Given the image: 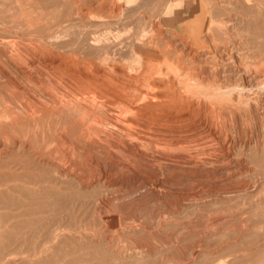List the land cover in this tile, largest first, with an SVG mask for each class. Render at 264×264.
Segmentation results:
<instances>
[{"label":"rangeland","instance_id":"1","mask_svg":"<svg viewBox=\"0 0 264 264\" xmlns=\"http://www.w3.org/2000/svg\"><path fill=\"white\" fill-rule=\"evenodd\" d=\"M21 1L0 0V264H264V0ZM28 54L86 85L25 81Z\"/></svg>","mask_w":264,"mask_h":264},{"label":"bare ground","instance_id":"2","mask_svg":"<svg viewBox=\"0 0 264 264\" xmlns=\"http://www.w3.org/2000/svg\"><path fill=\"white\" fill-rule=\"evenodd\" d=\"M21 1V0H20ZM84 1V0H83ZM82 1V2H83ZM88 1V0H87ZM87 1H85L86 3H87ZM228 1H230V0H228ZM22 2V1H21ZM100 2V1H99ZM121 2V1H120ZM15 3V2H14ZM14 3H13V5H14ZM91 3V2H90ZM145 3V2H144ZM225 3V2H224ZM27 4H29V3H27ZM226 4V3H225ZM225 4H223L222 3V5H220V6H224ZM21 5V4H20ZM22 5H23V2H22ZM30 6H31V4H29ZM117 5V4H116ZM137 5V4H136ZM140 5V4H139ZM138 5V6H139ZM144 5V4H143ZM228 5V4H227ZM227 5H225V6H227ZM24 6V5H23ZM34 6V5H33ZM97 6V5H96ZM99 6V5H98ZM15 7V6H14ZM32 7V6H31ZM101 8V7H100ZM116 8V7H115ZM37 9V8H36ZM133 9H134V7H133ZM132 9V10H133ZM138 9V8H137ZM224 9V8H223ZM223 9H221V10H223ZM225 9H227V8H225ZM15 10V9H14ZM33 10V9H32ZM40 10H42V9H40ZM119 10V9H118ZM128 11H129V9H127ZM135 10V9H134ZM20 11V10H19ZM35 11V10H34ZM44 11H45V9H44ZM123 11V10H122ZM128 11H126L127 13H128ZM137 11V10H136ZM214 11V10H213ZM220 11V10H219ZM39 12V11H38ZM81 12V11H80ZM134 12V11H133ZM215 12H216V10H215ZM214 12V13H215ZM217 12H218V9H217ZM216 12V13H217ZM37 13V12H36ZM42 13V12H41ZM84 13V11L81 13V15ZM124 13V12H123ZM219 13V12H218ZM44 14V13H43ZM86 14V13H85ZM84 14V15H85ZM212 14H213V12H212ZM40 15V14H39ZM38 15V16H39ZM204 15H205V12H204V8L202 7V4L200 3V12L197 14V15H195V16H193V18H191L190 20H186V21H183V22H181V24H180V28L184 31V32H186L187 34H189L191 37H192V39H193V41H194V44H196V45H202L201 44V41L200 40H202V39H200L199 40V35L202 33V20H203V18H204ZM83 16V15H82ZM215 16H216V14H215ZM214 16V17H215ZM248 16V15H247ZM45 17V16H44ZM48 17V16H47ZM81 17V16H80ZM46 18V17H45ZM36 19H37V17H36ZM80 19V18H79ZM23 20V19H22ZM21 20V21H22ZM40 20H41V18H40ZM122 20V19H121ZM27 21V20H26ZM43 21V20H42ZM103 21V20H102ZM213 21V20H212ZM215 21V20H214ZM24 22V21H23ZM26 23V22H25ZM24 23V24H25ZM33 23H34V21H33ZM30 31V30H29ZM32 31V30H31ZM64 32V31H63ZM163 34V33H162ZM19 36V35H18ZM90 37V36H89ZM53 39V38H52ZM85 39H87V38H85ZM102 39V38H101ZM245 39V38H244ZM100 40V37L99 38H90L89 39V46H91V45H95L94 44V42L96 43H98V41ZM94 41V42H93ZM234 42V41H233ZM5 43V42H4ZM3 43V44H4ZM7 43V42H6ZM202 43H203V41H202ZM243 44V43H242ZM6 45V44H5ZM4 47V46H3ZM6 47H7V45H6ZM5 47V48H6ZM95 47V46H94ZM5 48H4V50H5ZM7 49V48H6ZM35 49V48H34ZM18 50V49H17ZM36 50V49H35ZM39 50V49H38ZM37 50V51H38ZM6 51H8V50H6ZM14 51V50H13ZM20 51V50H19ZM29 51H31L30 49H29ZM36 51V52H37ZM10 52V51H9ZM25 52H27V50L25 51ZM35 52V51H34ZM43 50H41V54L40 55H42L43 53ZM4 53V52H3ZM18 53V52H17ZM17 53H15V55L17 54ZM29 53V52H28ZM38 53V52H37ZM46 53V52H45ZM50 53V52H49ZM9 53H7L6 55H8ZM20 54H22V51H20ZM36 54V53H35ZM4 55V54H3ZM45 56H43L44 57V59H38V58H36L34 55H30V54H28V56H23V58L22 57H20V60H19V63L18 64H16V67L18 68V72L20 73L19 74V76L20 77H22V79L24 78V80L26 81L27 79H29L31 76H35L36 78H39V77H41V74L43 73H46V75H47V72L46 71H42V69H41V67H45V69H48V70H50L49 72L50 73H52L53 75H55L56 77H57V79L59 78L60 80H62V79H69V80H72V83H74L73 82V80L75 81V82H80V83H85L86 81H87V79H88V75H86V73H84L83 71H81L80 70V68L78 67V66H76V65H74V64H71L70 62H68V61H66V60H64V59H62V58H60V57H58V58H53V57H51V54H50V57H48L46 54H44ZM49 55V54H48ZM18 56V55H17ZM17 56H15V57H17ZM21 56V55H20ZM54 56V55H53ZM12 56H10V58H11ZM13 57H14V55H13ZM11 58V59H14V58ZM42 57V58H43ZM10 58H8V59H10ZM8 59H6V61L8 60ZM70 59V58H69ZM3 61H5V58L4 59H2ZM1 60V61H2ZM16 60V59H15ZM41 60L42 61H45L44 63H41ZM2 61V63H4ZM11 62V61H10ZM8 63V62H7ZM12 63V62H11ZM4 64H6V63H4ZM13 64V63H12ZM40 65H42V66H40ZM10 66H12V65H10ZM0 67H2L1 65H0ZM7 67V66H6ZM15 67V68H16ZM4 68V67H3ZM8 68V67H7ZM13 68H14V65H13ZM82 69V68H81ZM84 69V68H83ZM123 69V68H122ZM1 71H2V68L0 69ZM6 70V69H5ZM12 70V69H11ZM17 70V69H16ZM4 71V70H3ZM8 71H9V69H8ZM6 72V71H5ZM48 72V73H49ZM2 73H4V72H2ZM2 73H0V74H2ZM12 73H14V72H12ZM11 73V74H12ZM16 73V72H15ZM50 73H49V75H50ZM10 74V73H9ZM18 74V73H17ZM42 74V75H43ZM51 74V75H52ZM16 75V74H15ZM48 75V76H49ZM90 75H92V77H93V74H90ZM3 76H5L4 74H3ZM7 76V75H6ZM12 76V75H11ZM19 76H17L16 75V77H19ZM2 77V76H1ZM8 77V76H7ZM43 77V76H42ZM44 77H45V74H44ZM9 78V77H8ZM13 78V77H12ZM32 78V77H31ZM35 78V79H36ZM5 79V78H4ZM15 79V78H14ZM20 79V78H19ZM33 79V78H32ZM40 79V78H39ZM38 79V80H39ZM44 79V78H43ZM45 79H48V78H45ZM58 79V80H59ZM254 79H256V77L254 78ZM2 80V79H1ZM41 80V79H40ZM50 80V79H49ZM52 80H53V78H52ZM18 81V80H17ZM22 80H20V82H21ZM34 81V80H33ZM38 82V81H37ZM40 82H42V81H40ZM40 82H39V84H40ZM61 82V81H60ZM63 82H65V81H63ZM68 82V81H67ZM71 82V81H70ZM91 82V81H90ZM89 82V83H90ZM6 83H9L10 85V89H12V90H14V89H16L17 91H19V87H17V85H16V81H15V84H14V82H12V79L10 80V79H7L6 78ZM46 83V82H45ZM66 83V82H65ZM91 83H93V82H91ZM1 84H3L2 82H1ZM17 84H19V83H17ZM20 84H22V83H20ZM33 84V83H32ZM36 84V83H35ZM52 84V83H51ZM79 84V83H78ZM88 84V83H87ZM5 86H6V84H4ZM3 85V86H4ZM29 85V84H28ZM37 85V84H36ZM44 85V84H43ZM77 85V84H76ZM80 85V84H79ZM84 85V84H83ZM83 85H80V86H83ZM85 85H86V83H85ZM2 86V85H1ZM19 86V85H18ZM32 86V85H31ZM79 86V87H80ZM223 86V85H222ZM28 87V86H27ZM85 87V86H84ZM254 87V86H253ZM20 88H21V86H20ZM26 88V87H25ZM46 88V87H45ZM240 88V87H239ZM1 89V88H0ZM22 89V88H21ZM115 89V88H114ZM32 91V90H31ZM19 92H21V91H19ZM22 92H23V90H22ZM26 92V91H25ZM39 93V92H38ZM37 93V94H38ZM41 93V92H40ZM143 93V92H142ZM14 94V93H13ZM33 94V93H32ZM18 95V94H17ZM23 95V94H22ZM21 95V96H22ZM41 96H42V93L40 94ZM156 95V94H155ZM9 96V95H8ZM7 96V97H8ZM10 96H12V95H10ZM18 96H20V95H18ZM235 96V95H234ZM40 97V96H39ZM42 97H44V96H42ZM152 97V96H151ZM10 98V97H9ZM14 98V97H13ZM12 98V99H13ZM16 98V97H15ZM22 98H23V96H22ZM25 98V97H24ZM28 98V97H27ZM46 98V97H45ZM16 99H18V98H16ZM35 99H37V98H35ZM52 99V98H51ZM54 99V98H53ZM6 100V99H5ZM5 100H3V101H5ZM25 100V99H24ZM28 100V99H27ZM43 100V99H42ZM46 100V99H45ZM38 101H40V98H39V100ZM49 101V100H48ZM118 101V100H117ZM11 102V101H10ZM12 102H14V101H12ZM11 102V103H12ZM45 102H47V101H45ZM50 102H52V101H50ZM123 102V101H122ZM4 103V102H3ZM14 103H16V102H14ZM21 103V102H20ZM17 104V103H16ZM22 104H23V102H22ZM21 104V105H22ZM38 104H41L40 102L38 103ZM35 101H33V99H31V100H28V103L26 104V106H25V104H23V106H25V107H27V110H28V113L29 114H32V115H35V116H39V115H45V116H50V115H52V114H55V113H64V114H62V117L65 115L66 116V114H68L69 115V113H70V111H72L71 110V108H68V106H57V105H54V103L52 104V105H50L51 107L50 108H45V107H41V106H39ZM56 104V103H55ZM70 104V103H69ZM18 105V104H17ZM8 106V105H7ZM11 106V105H10ZM23 106H21V107H23ZM43 106V105H42ZM114 106V105H113ZM15 107V106H14ZM21 107H20V109H21ZM24 107V108H25ZM10 109H11V107H9ZM13 108V107H12ZM10 109H7V108H5L4 110H1L0 111V117H6L8 114H10V112H11V110ZM18 109H19V107H18ZM23 109V108H22ZM23 110H25V109H23ZM74 110V109H73ZM14 110H12V112H13ZM22 111V110H21ZM11 112V113H12ZM26 112V111H25ZM66 113V114H65ZM14 114V113H13ZM12 114V115H13ZM17 114V113H16ZM18 115V114H17ZM22 115H23V111H22ZM28 115V114H27ZM32 115H30V116H32ZM71 115V114H70ZM18 116H20V115H18ZM74 116V115H73ZM11 117V116H10ZM21 117V116H20ZM51 117V116H50ZM23 118H25V117H23ZM33 118V117H32ZM55 118H56V116H55ZM71 118V117H70ZM143 118V117H142ZM1 119V118H0ZM12 119V118H11ZM14 119V118H13ZM18 119H19V117H18ZM28 119V118H27ZM58 119V118H57ZM4 120H6V119H4ZM22 120V119H21ZM28 120H30V119H28ZM50 120H53V119H50ZM49 120V121H50ZM56 120V119H55ZM111 120V119H110ZM34 122H35V126H36V120H33ZM54 121V120H53ZM3 122V121H2ZM31 122V121H30ZM33 122V123H34ZM75 122V121H74ZM8 123H10V122H8ZM26 123H28V122H26ZM76 123V122H75ZM3 124H7V122L6 123H3ZM2 124V125H3ZM25 124V123H24ZM8 125V124H7ZM19 125H21V124H19ZM32 125H34V124H32ZM4 126H6V125H4ZM30 126V125H29ZM15 127V126H14ZM158 127V126H157ZM73 128V127H72ZM76 128V127H75ZM4 128H2V130H3ZM4 130H6V129H4ZM73 130H74V128H73ZM3 132V131H2ZM6 132H7V130L5 131V134H6ZM71 134V133H70ZM9 137V136H8ZM2 138V137H1ZM13 138V137H12ZM9 141L11 140V139H9V138H7ZM6 140V139H5ZM59 140H61V139H59ZM7 141V140H6ZM62 141V140H61ZM2 142V141H1ZM0 142V143H1ZM6 143V142H5ZM1 144H3V143H1ZM15 144V143H14ZM7 145V144H6ZM6 145H4V147L6 146ZM6 148V147H5ZM9 148V147H8ZM247 150V149H246ZM5 150H3V152H4ZM261 152V151H260ZM2 153V152H1ZM1 155V154H0ZM3 155V154H2ZM264 158V157H263ZM44 160V159H43ZM264 175V174H263ZM75 177V176H74ZM262 183H263V181H262ZM261 183V184H262ZM259 184V183H258ZM258 186V185H257ZM260 186V185H259ZM254 189H252L251 191H253ZM260 191V190H259ZM256 192V191H255ZM235 193V192H234ZM252 193V192H251ZM254 193V192H253ZM259 193V192H258ZM248 194V193H247ZM260 195H261V193H259ZM257 195V194H256ZM255 195V196H256ZM252 196H254V195H252ZM263 196V195H262ZM249 198V197H248ZM258 198V197H257ZM263 199H264V197H263ZM260 200V199H259ZM256 201V200H255ZM254 201V202H255ZM251 206V205H250ZM258 206V205H257ZM256 206V207H257ZM252 207V206H251ZM261 207V206H260ZM259 207V208H260ZM255 209V208H254ZM264 212V211H263ZM252 213V212H251ZM259 213V212H258ZM261 213V212H260ZM263 214V213H262ZM249 216H250V212H249ZM262 216H264V215H262ZM251 217V216H250ZM255 217V216H254ZM251 219V218H250ZM255 219V218H254ZM253 219V220H254ZM264 219V218H263ZM263 219H261V220H263ZM260 221V220H259ZM254 222V223H253ZM252 223L253 224H255L256 223V221H253ZM258 223V222H257ZM256 223V224H257ZM264 223V222H263ZM263 223H261L262 225H263ZM224 225V224H223ZM41 226V225H40ZM255 227H256V225H254ZM259 226V225H258ZM261 230V229H260ZM48 233V232H47ZM264 235V234H263ZM242 251V250H241ZM232 254V253H231ZM230 254V255H231ZM137 255V254H136ZM244 255V254H243ZM242 255V256H243ZM213 261V260H212Z\"/></svg>","mask_w":264,"mask_h":264}]
</instances>
